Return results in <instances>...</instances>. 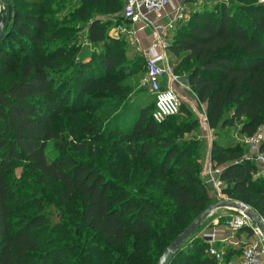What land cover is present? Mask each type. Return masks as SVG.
Segmentation results:
<instances>
[{"label": "trees", "instance_id": "16d2710c", "mask_svg": "<svg viewBox=\"0 0 264 264\" xmlns=\"http://www.w3.org/2000/svg\"><path fill=\"white\" fill-rule=\"evenodd\" d=\"M186 1L198 8L173 30L172 70L205 106L224 192L264 221V176L239 161L240 144L216 138L228 129L244 143L264 126V0ZM4 3L12 16L0 39V264H157L214 202L201 180L199 119L182 105V114L153 120L145 56L128 58V39L109 35L122 0ZM88 44L99 49L89 60ZM67 85L71 112L83 104L70 118L72 146L55 127L63 106L55 95ZM15 166L18 178L9 175ZM205 219L168 264L239 258L241 248L209 253L198 236Z\"/></svg>", "mask_w": 264, "mask_h": 264}, {"label": "built area", "instance_id": "2783aa9c", "mask_svg": "<svg viewBox=\"0 0 264 264\" xmlns=\"http://www.w3.org/2000/svg\"><path fill=\"white\" fill-rule=\"evenodd\" d=\"M204 0H196L201 4ZM4 10V5H2ZM169 7L173 12V19L168 24V28H174L179 21L187 19L191 8L188 2L176 4V0H125L121 11V17L131 24L147 21L150 13L158 14ZM169 41L158 33L153 38L152 44L145 56V72L143 84L146 85L149 94L154 97V110L152 118L156 123H161L169 116L177 115L180 112L183 100L176 92L172 83L178 79L172 72L168 58ZM164 75L169 76V85H162ZM194 95V94H193ZM195 97V96H194ZM189 110L198 117L202 123H207L205 106L200 104L189 105ZM264 141V126L259 127L256 132L244 139L248 147V159L254 161L264 169V151L260 149ZM222 168L216 166L209 158L201 170L202 183L212 191L214 201H231L224 192V183L220 179ZM229 209V208H227ZM232 214L224 217V224L235 234L243 227H249L252 230L253 238L246 242H232L236 248H241L239 258L233 264H264V241L253 226L251 220L240 210L229 209ZM264 222V221H263ZM198 236L203 238L209 244V253L221 258L225 254V249H217L213 246L215 234L213 232H202Z\"/></svg>", "mask_w": 264, "mask_h": 264}, {"label": "crops", "instance_id": "0c3cea01", "mask_svg": "<svg viewBox=\"0 0 264 264\" xmlns=\"http://www.w3.org/2000/svg\"><path fill=\"white\" fill-rule=\"evenodd\" d=\"M1 1V0H0ZM185 3V0H176V4ZM188 5L191 9H193V6L196 5V3H190L188 2ZM3 11L2 7V1L0 2V13ZM173 12H171L169 7H166L164 11L161 13H150L148 15L147 21L138 22L136 24H129V29H127V34L124 36L128 39L130 45L133 47V54H142L143 56L147 53L149 50V47L152 44L153 38L158 33L159 35H162L165 39L170 41L174 28H168V24L173 19ZM119 27V26H118ZM125 29V28H123ZM122 30V28H121ZM169 55V54H168ZM169 58V65L172 69L170 61H173L172 56H168ZM88 59V58H87ZM178 79L172 83L173 87L175 88L176 92L181 96L183 103L182 105H185L187 108L189 105H197L200 106L201 103H199L196 98L194 97L193 93L191 92L189 85L187 83V80L185 78H182L180 76H177ZM162 85H169V76L164 75L162 79ZM189 109V108H188ZM196 116V115H195ZM197 117V116H196ZM198 118V117H197ZM204 124L203 132H198V136L202 142V166L204 163L210 158V151H211V143L209 139V127L207 123ZM211 130V129H210ZM207 187V186H206ZM208 191H212L209 187ZM232 214V211L227 208H219L216 210H213L211 213H209L206 216L205 221L203 222L204 226L201 230L202 232H213L215 234V242L213 244L214 247L217 249H226L228 250H236L239 248H236L235 245L232 244V242L240 241V242H246L252 239L254 236H249L245 232L238 231L237 233H233L228 226H226L223 222H219L220 218L224 220V217L227 215ZM200 233H198L199 235Z\"/></svg>", "mask_w": 264, "mask_h": 264}, {"label": "rangeland", "instance_id": "374dc122", "mask_svg": "<svg viewBox=\"0 0 264 264\" xmlns=\"http://www.w3.org/2000/svg\"><path fill=\"white\" fill-rule=\"evenodd\" d=\"M1 2V1H0ZM124 2H125V0H122V7H121V9H120V11L115 15V16H121V11H122V8H123V6H124ZM207 2L210 4V0H207ZM3 4H5L4 3V0H3V3H2V5ZM198 6V5H197ZM197 6H193V9H197L198 7ZM117 18V17H116ZM116 22H119L120 23V26L119 27H112L110 30H109V35L110 36H113V37H118V36H120V35H125V34H127V29H129V28H127V27H129V24H128V21H126V20H119L118 21V18H117V20H116ZM121 28H122V30H121ZM123 28H125V29H123ZM85 44V43H84ZM128 45H129V48H128V58H130L131 56H132V54H133V47L130 45V43H129V41H128ZM96 51H99V49H98V47H96V46H92V45H87L86 47H84L83 48V50L81 51L82 52V57L84 58V59H87V60H89V58H90V53H92V52H96ZM172 72H173V70H172ZM174 73V72H173ZM174 75H175V73H174ZM177 76V75H176ZM64 93H67V94H70V85H67L65 88H63L59 93H57L56 95H55V100H56V102L58 103V102H63V106L62 107H59L57 110H56V112H58V111H60V112H58V114H57V117H56V120H55V127H56V129H58L59 131H63L64 133H65V135H67L68 134V136L66 137V141L69 143V145L70 146H72V145H74V141L72 140V141H70L71 140V136L69 135V132H68V130H69V127H70V125H72V124H74V122L73 121H71V116H77L78 114H80L78 111L79 110H82V108H83V104L82 103H79L78 104V107H76L77 108V112H74V113H72L71 112V110H72V105H70V103H69V105H67L68 104V102H70V100L69 99H64L65 97H63V95H64ZM145 93H147L146 94V97H145V102H153V100H154V97H153V95H151V94H148V91H147V89H146V92ZM64 100V101H63ZM65 101H67V103H65ZM67 105V106H66ZM49 110H51V108H49ZM63 110H68V111H63ZM52 111V110H51ZM74 111V110H73ZM179 114H182V112L180 111V113ZM205 126H204V124H199V131H200V133H202L203 132V129H205L204 128ZM228 131V129H226L225 131H223V132H220L218 135H216V138H218V140H220V141H222L223 143H225V144H240L241 145V147H242V152H241V157H240V159H239V161H252V160H249L247 157H248V147H247V145L245 144V143H242V141H241V138L240 137H238V138H235V135H234V133H233V131L232 130H230L229 132H227ZM209 139H210V143H211V141L214 139V137H215V135H214V131L213 130H210L209 129ZM199 137V136H198ZM79 142H81V140L79 141ZM84 142H87V141H84ZM76 143H78V142H76ZM72 154H73V156L76 154L74 151H72ZM254 171H255V176H264V169L260 166V165H256L255 163H254ZM20 173H21V168L20 167H17V166H15V167H13V168H11L10 169V172H9V175H10V177L11 176H15L16 178H18L19 176H20ZM42 196H43V198L45 199V200H49V201H54L55 200V193L53 192V191H44L43 192V194H42ZM231 199V198H230ZM231 201H237V200H235V199H231ZM215 202V201H214ZM213 202V203H214ZM237 202H239V201H237ZM240 204H242V205H244V206H246L248 209H250L252 212H253V214H256L255 213V211L250 207V206H247V205H245L244 203H242V202H239ZM257 215V214H256ZM203 226H204V224L198 229V232L199 233H202V229H203ZM253 226L255 227V225L253 224ZM197 230V229H196ZM216 248V247H215ZM219 249V248H218ZM229 251V250H228ZM226 249H225V253L226 252H228ZM235 257V254H233L232 255V258L231 259H233ZM238 257H235V260L237 259ZM236 262V261H235Z\"/></svg>", "mask_w": 264, "mask_h": 264}, {"label": "water", "instance_id": "95a60500", "mask_svg": "<svg viewBox=\"0 0 264 264\" xmlns=\"http://www.w3.org/2000/svg\"><path fill=\"white\" fill-rule=\"evenodd\" d=\"M12 11L9 5L6 6V10L0 13V39L3 37V30L6 28L7 23L11 20ZM219 208H229L242 211L255 225L256 229L259 231L263 241H264V222L256 214L248 209L246 206L240 204L237 201H217L210 204L205 211L198 216L185 230H183L161 253L158 258L157 264H168L176 250L181 246V244L188 238L193 232H195L199 223L203 220L205 216L211 213L213 210Z\"/></svg>", "mask_w": 264, "mask_h": 264}]
</instances>
